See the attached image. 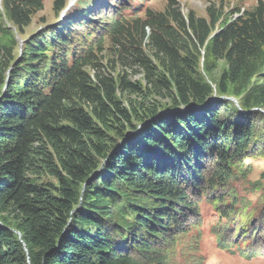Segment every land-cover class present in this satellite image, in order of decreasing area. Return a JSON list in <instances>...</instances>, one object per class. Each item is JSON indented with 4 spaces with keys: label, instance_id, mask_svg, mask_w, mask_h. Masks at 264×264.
<instances>
[{
    "label": "trees",
    "instance_id": "obj_1",
    "mask_svg": "<svg viewBox=\"0 0 264 264\" xmlns=\"http://www.w3.org/2000/svg\"><path fill=\"white\" fill-rule=\"evenodd\" d=\"M131 1L77 0L17 56L45 3L1 0L0 264H169L205 207L221 246L264 255V201L235 186L264 159V0L231 17Z\"/></svg>",
    "mask_w": 264,
    "mask_h": 264
},
{
    "label": "rangeland",
    "instance_id": "obj_2",
    "mask_svg": "<svg viewBox=\"0 0 264 264\" xmlns=\"http://www.w3.org/2000/svg\"><path fill=\"white\" fill-rule=\"evenodd\" d=\"M69 0L68 6L63 10L60 17L55 14L54 11V0H44V10L38 12L33 16L32 23L25 29L24 35H19L18 31L15 30L19 46L16 49L17 56L23 49L25 40L34 37L41 33L44 29L50 27L54 23H61L65 21L69 14L74 13L76 9L77 0ZM178 5L175 7L179 8L184 15H188L190 11H195L200 17H208V8L216 6V8L223 9L228 17L235 14L237 9L241 10L252 9L259 4L260 0H175ZM170 0H132L131 3L137 6L135 10L136 15H145V11L149 8L155 11L163 12ZM2 5L0 6V8ZM71 12V13H70ZM132 13V12H130ZM98 21V18L94 19ZM150 32V31H149ZM0 38H4V42H7L6 37L0 34ZM106 50L104 51L103 62L109 66V60L113 58V48L110 44V40H107ZM146 51H149L148 46H145ZM226 63L220 61L215 67L213 73L214 77L219 78L221 72L226 68ZM122 67H117V71ZM130 76L132 81H140L144 83L142 73L134 72L130 69ZM235 101L238 105L239 101L236 97H228ZM255 165V170L249 176V182L236 181L235 186L239 190V194L242 198H245L248 205H251L250 209L262 203L264 188L256 186L264 185L263 173H264V159H256L250 163ZM204 216L206 217L203 225V234L199 233L197 227H191L189 231L179 236L176 243L173 244L170 250L169 264H264V257L259 256L258 258L246 259L242 256L236 248H225L216 241V236L213 231V225L220 218L218 213L211 209V207H205ZM237 237V240H239Z\"/></svg>",
    "mask_w": 264,
    "mask_h": 264
},
{
    "label": "water",
    "instance_id": "obj_3",
    "mask_svg": "<svg viewBox=\"0 0 264 264\" xmlns=\"http://www.w3.org/2000/svg\"><path fill=\"white\" fill-rule=\"evenodd\" d=\"M74 0H72L71 2H73ZM0 6H1V0H0ZM220 97H216V98H213V99H211V100H209V102H212V101H214V100H217V99H219ZM195 107V106H194Z\"/></svg>",
    "mask_w": 264,
    "mask_h": 264
}]
</instances>
